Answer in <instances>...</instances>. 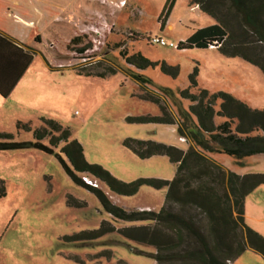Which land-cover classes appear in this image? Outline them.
<instances>
[{"label": "rangeland", "instance_id": "rangeland-1", "mask_svg": "<svg viewBox=\"0 0 264 264\" xmlns=\"http://www.w3.org/2000/svg\"><path fill=\"white\" fill-rule=\"evenodd\" d=\"M110 1L79 0L73 4L76 16L85 23L100 25L106 17L109 25L97 32L89 29L80 33L79 29L54 25L41 33L42 42L32 44L36 47L35 59L25 80L10 97L0 96V132L13 134L17 142L30 143L35 141L33 131L45 127L40 117L53 119L71 131L72 140L82 144L89 163L103 166L117 179L172 180L177 167L166 156L141 159L124 146V141L132 138L185 151L190 147L179 137L176 126L127 122L128 117L161 115L160 106L142 95L150 92L162 96L168 110L179 118V109L191 104L181 98L180 91L190 87V75L197 69L198 88L192 89L193 93L199 89L223 91L252 108L264 109V74L241 58L226 57L217 48L180 51L169 45H152L150 38L154 36L179 45L196 30L216 24L200 10L191 11L185 0H179L172 31L161 30L158 18L162 4L169 7L173 0H122L124 6L122 1H115L113 16L109 13ZM97 10L102 17L95 16ZM179 16L185 18L183 24L178 23ZM118 44L123 46L118 48ZM122 50L177 66L179 76L173 79L160 67L140 72L127 64ZM132 72L149 77L153 84L144 90ZM161 87L172 90L174 96H165ZM17 103H31L38 116L25 114L28 120H21L18 117L24 114L18 112L20 116L10 119L6 114L16 110ZM18 122L30 124L32 131L18 130ZM42 143L50 147L49 139ZM62 146L64 143L55 152L71 167L61 153ZM56 154L33 147L0 151V180L5 192L1 194L0 186V264H157L150 257L155 248L127 240L116 232L94 241L66 239L99 229L104 221L116 228L147 222L116 221L94 193L74 183ZM206 155L241 176L264 173V155L247 157L243 165L225 154ZM88 176L98 182L112 203L128 211L158 212L165 205L166 189L142 186L136 195L122 196ZM245 221L264 236V185L247 196ZM234 264H264V257L247 250Z\"/></svg>", "mask_w": 264, "mask_h": 264}, {"label": "trees", "instance_id": "trees-1", "mask_svg": "<svg viewBox=\"0 0 264 264\" xmlns=\"http://www.w3.org/2000/svg\"><path fill=\"white\" fill-rule=\"evenodd\" d=\"M173 3L165 9L159 22L164 30ZM216 24L196 30L177 50L217 48L229 58H241L258 67L264 74V0H190ZM2 44V45H1ZM0 57L13 55L17 49L0 36ZM123 46L118 44L117 47ZM4 49V51H3ZM20 52H23L18 48ZM26 63L20 68L7 88L0 85V95L7 98L26 69L33 61L28 53ZM127 64L144 71L160 67L173 79L179 76V68L166 62L151 61L141 53L129 55L121 51ZM132 76L144 90L153 81L138 72ZM198 70L190 75L191 85L180 91L184 100L190 101L187 109H179V118L168 110L165 100L156 93L146 92L143 99L158 104L161 115L128 117L130 124H163L177 127L180 138L190 144L187 151L151 140L128 138L124 146L141 159L166 156L176 165L172 180L140 178L123 182L99 164L87 161L84 148L78 140L71 139V131L53 119L41 118L42 129L33 131L34 142H17L14 135L0 132V151L36 148L48 154L62 143L61 153L68 158L69 167L56 154L74 183L94 193L104 210L116 221L145 223V225L116 228L104 221L99 229L83 231L66 237L70 242L97 240L110 233H118L127 240L153 247L150 255L157 264H234L247 250L264 257V236L251 229L245 221V200L255 189L264 185V173L244 176L227 171L217 161L207 156L225 154L242 161L250 156L264 155V109L252 108L227 92L211 93L198 88ZM165 96H174L169 88L161 87ZM18 130L32 131L30 124L18 122ZM49 139L50 147L42 142ZM90 175L104 183L110 191L122 196L136 195L142 186L157 190L166 189L164 207L152 210L128 211L109 199L99 188L88 185L82 179ZM2 195L4 182L0 180ZM73 198H70L72 204Z\"/></svg>", "mask_w": 264, "mask_h": 264}, {"label": "crops", "instance_id": "crops-1", "mask_svg": "<svg viewBox=\"0 0 264 264\" xmlns=\"http://www.w3.org/2000/svg\"><path fill=\"white\" fill-rule=\"evenodd\" d=\"M79 0H0V36L10 41L17 49H13V55L8 56V54L0 57V85L7 88L10 82L14 79L17 72L26 63V54L30 53L33 55V61L35 59L36 47L33 43H41L43 37L41 33L50 27H55L54 25L63 26L65 28L71 27L72 30H78L79 32L89 31L91 29L93 32H97L98 29H103L106 25H109L106 21V17H103L102 24L85 23L81 19H78L77 10L73 9L74 2ZM115 1L122 0H111V8H109L110 16L115 14L116 10L113 3ZM173 7L167 19L165 20L164 30L172 31L174 30L173 17L175 11L180 4L179 0H173ZM191 11L200 10L198 6H193L190 4V0H185ZM113 2V3H112ZM81 7V6H80ZM167 5L162 4V11L164 12ZM201 11V10H200ZM162 12V14H163ZM81 13V12H80ZM202 15L207 16L201 11ZM95 16L102 17L100 11H96ZM160 14V17L161 15ZM158 23L161 27V24ZM210 17V16H208ZM185 18L179 16L178 23L183 24ZM210 26V25H209ZM64 28H61L63 31ZM60 33V32H59ZM2 45V44H1ZM0 45V52H2V46ZM92 46V45H91ZM21 49L23 52H20ZM4 51V49H3ZM94 53V51H92ZM32 61V63H33ZM26 69L18 83L15 85L13 91L10 95L21 85V83L26 78V72L29 70L30 66ZM139 71V70H138ZM143 72V71H140ZM10 95L8 97H10ZM1 96V95H0ZM2 97V96H1ZM16 110L8 111L6 114L10 119H14L18 115L17 113H23V116L18 117L21 120H28V115L38 116L37 113L33 112L31 103H17ZM33 113V114H32ZM34 118V117H33ZM45 118V117H40ZM177 128V127H176ZM182 139V138H181ZM188 143V142H187ZM189 144V143H188ZM190 146V144H189ZM187 151V150H186ZM211 154V153H209Z\"/></svg>", "mask_w": 264, "mask_h": 264}, {"label": "built area", "instance_id": "built-area-1", "mask_svg": "<svg viewBox=\"0 0 264 264\" xmlns=\"http://www.w3.org/2000/svg\"><path fill=\"white\" fill-rule=\"evenodd\" d=\"M150 43L152 45H160V46H167V45H169L170 47H173V48H177L178 47V45H175L173 43H170L169 44V43H167V41L164 38L157 37V36L151 37L150 38ZM82 179L84 180V182H86L90 186L99 187L98 182L97 181H93L89 176L83 175L82 176Z\"/></svg>", "mask_w": 264, "mask_h": 264}, {"label": "bare ground", "instance_id": "bare-ground-1", "mask_svg": "<svg viewBox=\"0 0 264 264\" xmlns=\"http://www.w3.org/2000/svg\"><path fill=\"white\" fill-rule=\"evenodd\" d=\"M120 4H121L122 6H124L126 3H124V1H122Z\"/></svg>", "mask_w": 264, "mask_h": 264}]
</instances>
